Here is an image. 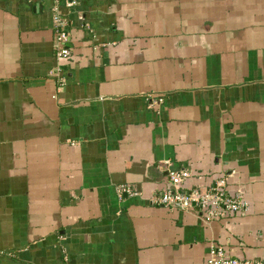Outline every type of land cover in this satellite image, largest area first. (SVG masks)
Here are the masks:
<instances>
[{"label":"crops","instance_id":"0c3cea01","mask_svg":"<svg viewBox=\"0 0 264 264\" xmlns=\"http://www.w3.org/2000/svg\"><path fill=\"white\" fill-rule=\"evenodd\" d=\"M74 1L0 0V264H264V0ZM181 170L243 213L153 205Z\"/></svg>","mask_w":264,"mask_h":264},{"label":"built area","instance_id":"2783aa9c","mask_svg":"<svg viewBox=\"0 0 264 264\" xmlns=\"http://www.w3.org/2000/svg\"><path fill=\"white\" fill-rule=\"evenodd\" d=\"M63 3L65 9L70 10L75 6L74 0H55ZM54 43L57 46L56 54L60 58H67L68 41L66 22L64 17L53 14ZM168 188L159 195L151 198V203L160 207L177 208L185 212H191L204 222L226 219L233 215L243 213L244 205L235 194L226 189V181L223 176L213 180L204 189L187 184L190 175L187 171H166ZM118 192L128 193L126 186H119ZM204 264H238L229 259L221 248L212 247ZM248 264V263H242Z\"/></svg>","mask_w":264,"mask_h":264}]
</instances>
